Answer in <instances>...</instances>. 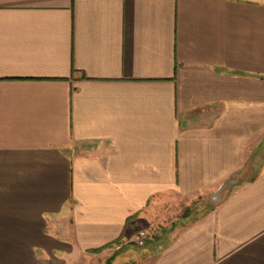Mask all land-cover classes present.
<instances>
[{"label": "crops", "instance_id": "crops-1", "mask_svg": "<svg viewBox=\"0 0 264 264\" xmlns=\"http://www.w3.org/2000/svg\"><path fill=\"white\" fill-rule=\"evenodd\" d=\"M112 258L264 264V0H0V264Z\"/></svg>", "mask_w": 264, "mask_h": 264}, {"label": "built area", "instance_id": "built-area-1", "mask_svg": "<svg viewBox=\"0 0 264 264\" xmlns=\"http://www.w3.org/2000/svg\"><path fill=\"white\" fill-rule=\"evenodd\" d=\"M162 230L156 228H149L139 231L137 235V244L141 247L145 246L147 242L155 237L161 236ZM128 264H136V263H128Z\"/></svg>", "mask_w": 264, "mask_h": 264}, {"label": "trees", "instance_id": "trees-1", "mask_svg": "<svg viewBox=\"0 0 264 264\" xmlns=\"http://www.w3.org/2000/svg\"><path fill=\"white\" fill-rule=\"evenodd\" d=\"M204 206V207H203ZM208 207H209V205H208ZM208 207H205V205H203V204H201V203H196L195 205H194V209L193 208H190V209H187L186 211H185V213H184V218H190V217H192L193 216V214H197V216H199L200 214H202L203 212H204V210L206 209V210H210V211H212L213 209V206H210L209 208H211V209H208ZM201 209H203L202 211H201ZM197 216H196V218H197ZM195 218V219H196Z\"/></svg>", "mask_w": 264, "mask_h": 264}, {"label": "rangeland", "instance_id": "rangeland-1", "mask_svg": "<svg viewBox=\"0 0 264 264\" xmlns=\"http://www.w3.org/2000/svg\"><path fill=\"white\" fill-rule=\"evenodd\" d=\"M256 166H257V168H255V170H253V173H256L258 170V167H259V164L258 163H256ZM208 205H210L209 203L206 205V206H208ZM204 207V206H203ZM191 208H193L194 209V205L191 207ZM203 209H201V211H202ZM196 216H197V214H193V216L192 217H190V218H184V217H182L180 220L181 221H186V222H188V221H191V220H194L195 218H196ZM176 223V225H177V223H179V221H176L175 222ZM162 226L160 225L159 227H157L156 226V229H159V228H161ZM139 233V232H138ZM138 235V234H137ZM137 235H135V238H136V243H137Z\"/></svg>", "mask_w": 264, "mask_h": 264}, {"label": "water", "instance_id": "water-1", "mask_svg": "<svg viewBox=\"0 0 264 264\" xmlns=\"http://www.w3.org/2000/svg\"><path fill=\"white\" fill-rule=\"evenodd\" d=\"M223 190H224V189H223ZM214 201H215V202H218V201H219V195H216V196L214 197ZM113 259H114V258L109 259V260L107 261L106 264H112Z\"/></svg>", "mask_w": 264, "mask_h": 264}]
</instances>
